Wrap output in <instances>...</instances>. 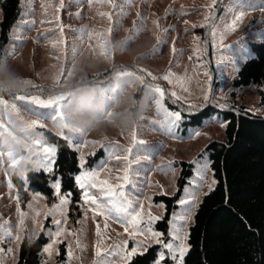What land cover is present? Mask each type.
<instances>
[{"label":"rangeland","instance_id":"rangeland-1","mask_svg":"<svg viewBox=\"0 0 264 264\" xmlns=\"http://www.w3.org/2000/svg\"><path fill=\"white\" fill-rule=\"evenodd\" d=\"M200 28L206 29L212 41L217 86ZM251 41H264V0H23L0 70L14 69L19 75L35 76L64 91L0 98V264H14L23 237L28 234L34 238L41 231L49 237L42 264H58L63 243L67 249L64 264H129L135 256L128 255L133 248L142 253L145 246L147 249L157 241L161 244L158 254L165 256L169 253L164 244L189 248L190 226L198 205L217 183L204 149L210 141L226 138L227 121L221 112H215L202 125L184 127L182 112L166 104L164 87L189 103L204 102L213 94L225 104L243 103L264 114L256 83L234 86L240 67L253 54ZM108 69L114 74L111 79L74 85ZM126 72L133 75H121ZM156 87L163 90L162 97L149 90ZM82 88H91L98 95L109 122L122 100L134 106L147 94L149 107L129 130L109 127L101 132H68L63 114ZM140 89L143 92L138 98ZM56 97L64 98L59 122L52 118L54 107L31 102ZM172 112L180 114L179 121L168 115ZM45 127L67 137L78 150L82 170L77 181L86 173L90 177L85 180L80 208L73 209L74 218L69 215L70 193L61 192L60 178L52 182L57 195L53 203L40 191L31 192L23 202L14 182L16 172L26 177L28 163L43 168L41 142L55 148L56 159L57 145L48 141ZM134 133L142 143L134 144ZM101 148L104 154L88 166L89 156ZM179 160L193 162L194 171L173 215L170 236L165 239L156 224L166 204L155 196L178 190ZM91 173H96L97 183L108 181L124 193L123 197L98 199H115L117 206L124 207L126 199L131 204L127 213L102 215L86 202L85 190L93 195L99 191L88 187L93 182ZM126 173L128 180L124 179ZM61 198L67 200L62 206ZM133 217L137 219L135 228ZM151 264L163 261L157 257Z\"/></svg>","mask_w":264,"mask_h":264},{"label":"trees","instance_id":"trees-1","mask_svg":"<svg viewBox=\"0 0 264 264\" xmlns=\"http://www.w3.org/2000/svg\"><path fill=\"white\" fill-rule=\"evenodd\" d=\"M2 19L0 21V64L4 49L10 40L14 24L23 10V0H0ZM203 32L207 47L209 68L217 86V70L210 35ZM253 54L249 56L234 79V86L240 87L256 83L264 101V41H251ZM111 69L74 83L80 87L111 79ZM19 80L15 89H0V98H15L19 95L58 94L64 89L40 81L35 76H25ZM23 82V83H22ZM63 88V87H62ZM165 88V102L182 112L183 126L202 125L204 119L215 112H221L227 121L226 138L210 141L205 149L211 168L217 179L215 187L203 197L195 213L194 223L189 231V248L183 264H264V114L251 110L247 105L236 102L224 103L213 94L204 102H186ZM143 90L137 93L138 98ZM48 141L57 145V156L51 170L36 168L31 163L26 166V177L18 172L14 182L27 202L31 192L40 191L49 203L57 200L52 185L60 178L61 192L70 193L71 207L69 215L75 217L74 208L79 209L83 201V189L77 182V174L82 170L80 155L67 137L44 128ZM104 154L101 148L89 156L88 166H93ZM181 172L178 178V190L174 194H158L157 201L166 204V211L157 221V228L164 231V238L170 236L173 215L179 206L185 185L193 174L194 164L188 160H179ZM49 237L45 231L34 238L26 234L20 244L19 258L14 264H42L45 258L44 246ZM161 248L154 243L147 250L136 254L129 264H151ZM67 259L66 245L61 244L58 264ZM163 264H175L169 255Z\"/></svg>","mask_w":264,"mask_h":264},{"label":"clouds","instance_id":"clouds-1","mask_svg":"<svg viewBox=\"0 0 264 264\" xmlns=\"http://www.w3.org/2000/svg\"><path fill=\"white\" fill-rule=\"evenodd\" d=\"M115 51L119 49L113 45ZM7 67V66H6ZM22 77L14 71L0 70V89H15ZM119 110H113L111 122L105 119L104 105L91 88H82L72 97V102L63 114L64 130L72 133L101 132L109 127L129 130L137 125L149 107V97L142 95L134 106L120 101Z\"/></svg>","mask_w":264,"mask_h":264},{"label":"snow or ice","instance_id":"snow-or-ice-1","mask_svg":"<svg viewBox=\"0 0 264 264\" xmlns=\"http://www.w3.org/2000/svg\"><path fill=\"white\" fill-rule=\"evenodd\" d=\"M237 20H239V17H237ZM121 75H133V73L131 72H126V73H122ZM165 79H167V77H165ZM23 83V82H22ZM150 91L154 92L155 94H157L158 97H162L163 96V90H161L159 87L156 88H150ZM63 97H56L53 99H49L47 101H43V100H39V99H34L33 101H31L34 104H38V105H42L45 107H54L56 109V111H54L53 113V117L54 119H56L58 122L61 118V108H62V104L61 102L63 101ZM0 103H2V101H0ZM157 103H159V100H157ZM168 115L174 120V121H179L180 114L178 112H172V113H168ZM36 127V125H35ZM133 142L135 143H142V141H137L135 139V133L133 134ZM39 147V152H40V156H41V166L44 168V170H51V165L54 163L55 160V148L51 145H45L44 143H40L38 145ZM126 151L131 152V149H127ZM130 167V164H129ZM91 178H93V182L90 183L88 185V187L93 188V189H99V191L96 194H89L88 191H84V197L87 203H91V205H93L95 207V209L98 211L99 214H107L110 212H116V213H127L128 209L131 207L130 202H128L126 199L124 201V203L127 205L126 207L124 206H117V201L115 199H107L104 201H101L98 199V197L100 196H104V197H123L124 193L123 191L117 192L115 188H113L112 186H110L108 184V181H99V183H97L95 181V176L96 173H91L90 174ZM89 174H85L84 177L79 178V180L77 181L79 184V187L81 189L85 188V180L89 179ZM125 180H128L129 177L127 175V173L124 176ZM55 187L57 190H59L60 188V184L56 183ZM122 187V186H121ZM67 200L66 198H61V206L66 203ZM181 203H184V201H181ZM131 215V214H129ZM60 221H57V224H59ZM131 224L132 227L135 228L136 224H137V219L135 217L132 218L131 220ZM157 243H160V241H157ZM139 247V246H138ZM164 248H166L168 250L169 256L170 258L175 262V264H183V257L186 254V252L188 251V248L184 245V244H179L177 246H173L172 244H164ZM47 250V249H46ZM144 250L146 251V246L144 248ZM137 254V249L133 248L131 250V252L128 255H136ZM100 253L99 251L97 252V256H99ZM165 259V254L163 252L158 254V261H163Z\"/></svg>","mask_w":264,"mask_h":264}]
</instances>
